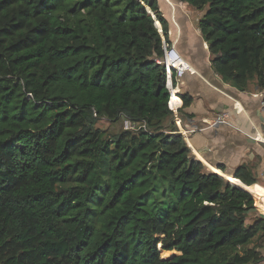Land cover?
Masks as SVG:
<instances>
[{
	"label": "trees",
	"instance_id": "1",
	"mask_svg": "<svg viewBox=\"0 0 264 264\" xmlns=\"http://www.w3.org/2000/svg\"><path fill=\"white\" fill-rule=\"evenodd\" d=\"M176 1L203 12L223 81L264 89V0ZM163 37L159 0H0V264L264 261L259 201L235 181L257 178L192 153ZM121 117L136 128L96 126Z\"/></svg>",
	"mask_w": 264,
	"mask_h": 264
},
{
	"label": "crops",
	"instance_id": "2",
	"mask_svg": "<svg viewBox=\"0 0 264 264\" xmlns=\"http://www.w3.org/2000/svg\"><path fill=\"white\" fill-rule=\"evenodd\" d=\"M165 2L175 9V13L177 9L180 12L186 9L196 12L197 23L203 14L176 0ZM166 18L170 22L169 17ZM174 23L179 28L176 21ZM199 34L204 46L203 51H192L190 55H185L194 72L187 73L176 82L178 94L188 93L194 98L192 104L184 110L186 115L182 118L176 116L177 127L181 133L184 132L182 135L192 153L209 169L219 170L221 165L225 167L226 173L215 171L219 175L230 178L233 171L241 165L251 169L257 178L256 184L245 186L240 180L235 181H239L246 191L258 199L259 206L255 216H264V142L253 139L256 135L264 138L261 98L256 95L260 90L254 83H251L247 90L240 91L224 82L212 68V55L208 44L200 32ZM170 40L178 45V39ZM178 47L185 52L181 46ZM177 103L176 99V105ZM223 113L229 114V124L208 129L204 120H213ZM258 251L264 256V239ZM260 264H264V261Z\"/></svg>",
	"mask_w": 264,
	"mask_h": 264
},
{
	"label": "rangeland",
	"instance_id": "3",
	"mask_svg": "<svg viewBox=\"0 0 264 264\" xmlns=\"http://www.w3.org/2000/svg\"><path fill=\"white\" fill-rule=\"evenodd\" d=\"M166 0H159L161 9L164 13L165 17H169V37L170 39H178V45L181 46L185 52L179 51L185 56L190 55L192 51H203V42L202 38L198 31L197 25V17L196 12H192L191 10H181V12L177 9L175 13V9L168 5ZM175 4V3H174ZM189 6V5H188ZM192 10H195L191 6H189ZM169 21V20H168ZM174 21L178 24L179 28L175 25ZM175 38V39H174ZM187 59V58H186ZM188 60V59H187ZM96 126L104 131L107 135L115 134L122 130H134L136 125L129 122L126 118L121 117L118 122H111L107 119H99ZM257 243V241H254ZM175 251L164 252L161 251V256L163 258L170 257L171 255H175Z\"/></svg>",
	"mask_w": 264,
	"mask_h": 264
},
{
	"label": "built area",
	"instance_id": "4",
	"mask_svg": "<svg viewBox=\"0 0 264 264\" xmlns=\"http://www.w3.org/2000/svg\"><path fill=\"white\" fill-rule=\"evenodd\" d=\"M162 48H163V57L161 59H158L157 62L159 64L165 65L166 67V88L171 95L170 104L172 106V101L176 100V94H177L176 82L182 79L187 73L194 72V69L191 63L179 51L177 46L172 42L168 43L164 39V37H163ZM256 95L261 98V109L264 115V89L260 90L259 93ZM172 107L173 110L176 112L175 106ZM229 118L230 117L228 113H223L221 115H218L213 120H208V119L204 120V123L206 124L208 129H212L219 125L229 124ZM253 139L264 142V138L258 135L254 136Z\"/></svg>",
	"mask_w": 264,
	"mask_h": 264
},
{
	"label": "water",
	"instance_id": "5",
	"mask_svg": "<svg viewBox=\"0 0 264 264\" xmlns=\"http://www.w3.org/2000/svg\"><path fill=\"white\" fill-rule=\"evenodd\" d=\"M149 11V10H148ZM149 12H151V11H149ZM158 22V21H157ZM160 24V23H159ZM157 25V24H156ZM158 27V26H157ZM160 31V30H159ZM225 178H228V177H225ZM231 178H234V177H231ZM230 182H231V180L230 179H228ZM232 183V182H231ZM233 184V183H232ZM237 187H240V188H242V189H246L244 186H242V185H236Z\"/></svg>",
	"mask_w": 264,
	"mask_h": 264
},
{
	"label": "clouds",
	"instance_id": "6",
	"mask_svg": "<svg viewBox=\"0 0 264 264\" xmlns=\"http://www.w3.org/2000/svg\"><path fill=\"white\" fill-rule=\"evenodd\" d=\"M160 28H161V27H158L159 30H160ZM160 32H161V30H160Z\"/></svg>",
	"mask_w": 264,
	"mask_h": 264
}]
</instances>
